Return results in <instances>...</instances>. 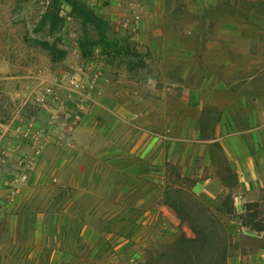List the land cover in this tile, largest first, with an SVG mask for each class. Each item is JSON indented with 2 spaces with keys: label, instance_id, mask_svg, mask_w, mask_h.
I'll return each instance as SVG.
<instances>
[{
  "label": "crops",
  "instance_id": "obj_1",
  "mask_svg": "<svg viewBox=\"0 0 264 264\" xmlns=\"http://www.w3.org/2000/svg\"><path fill=\"white\" fill-rule=\"evenodd\" d=\"M147 2L135 38L143 36L155 62L165 65L167 78L178 87L170 92L154 88L164 107L155 103L134 118L131 97L151 91H136L135 83L120 74L97 95L106 118L91 119L89 112L69 142L60 133L47 138L46 151L17 200L0 208L8 232L18 219L11 207L22 203L23 215L34 217L35 246L28 250L26 264L35 255L42 257L37 264L47 255H64L43 241L51 224L54 240L67 222L77 225V239L91 240L98 229L90 218L106 217L109 201L129 190L125 180L140 176L161 182L151 195L161 191L166 199L172 189L181 198L171 195L172 201L160 206L174 216L165 220L167 226L188 223L176 209L191 194L227 225V264H264V0H181V14L171 3L164 17L158 0ZM59 90L67 96L68 89ZM159 114L163 120L157 124ZM20 120L25 130L27 122ZM0 127L4 199L11 161L30 156L31 147L15 140L14 119ZM115 176L122 188L111 196ZM48 213L52 221L46 219Z\"/></svg>",
  "mask_w": 264,
  "mask_h": 264
},
{
  "label": "rangeland",
  "instance_id": "obj_2",
  "mask_svg": "<svg viewBox=\"0 0 264 264\" xmlns=\"http://www.w3.org/2000/svg\"><path fill=\"white\" fill-rule=\"evenodd\" d=\"M81 1L92 9L93 0ZM171 3L177 13L181 14V0H158L163 17L165 8ZM61 5L59 0H0V124L9 123L14 119L15 140L28 144L31 148L30 133L39 132L40 136L48 138L55 137V133H63L60 130L53 131L52 135L45 133L48 117L58 106L52 100L48 103L41 101L46 87H55L58 96L68 101L71 90L66 76L76 72L77 68L88 60L95 61L96 65L101 63L108 72L109 81L103 83L101 91L112 86L121 75L135 83L136 91H151L147 94L138 92L137 96L131 97L134 118H140L139 114H144L153 104H159L162 98L152 93L154 88L157 91L164 89L170 92L178 87L167 78L165 65L155 62L153 51L149 48L148 42L143 40V36L135 38L138 33L126 36L108 27L107 38L120 47L122 52L124 51L120 55H111L99 43V33L91 22H84L81 17L73 15L68 23L63 19L56 20L54 25L52 18L57 13L60 16ZM64 27L70 30L74 42L79 45L80 57L74 56L66 49L64 41L68 40L70 35L63 34ZM86 42L93 43L88 54L84 53L82 46ZM60 88L68 89L67 96H60L62 92ZM98 94L84 102L82 120L89 112L92 114L91 119L106 118L107 109L96 102ZM164 105L165 102L159 104L160 107ZM68 108L69 105H66L64 112L68 111ZM162 117L163 115L159 114L157 120L154 119L155 123L160 124ZM21 118L27 122L25 130L18 122ZM63 135L62 141L69 142V135ZM3 137L4 133L0 127V141ZM46 148L47 144L44 143L43 152ZM19 162L20 160L11 161L12 172L18 171ZM121 182L122 180L116 176L111 181L109 186L111 196L121 190L122 187L119 186ZM125 182L129 184V190L121 192L120 198L109 201L111 208L106 211L108 215L104 218L97 219L93 216L90 218L98 229L91 240L77 239L80 234L77 225H71L69 222L61 226L56 234L57 240L53 239L52 224L46 227V231L48 229L50 231L43 232L42 237L43 241L49 243L47 248L52 249L51 251L56 248L64 255H47L42 264H149L152 259L155 260L151 264H181L183 255L176 252L171 244L181 235L194 237L195 232L190 223L180 222L175 225L170 222L169 226H162V222L168 220L169 215L174 216L160 207L172 201L171 195L179 202H182L181 198L172 192V189L169 190L166 199L161 191L157 192L156 197L154 194L151 195L152 190L161 182H152L143 176L129 177ZM52 192L53 189L45 194L46 201ZM122 196L125 197L123 201ZM118 205L124 207L118 208ZM21 207L22 203L18 207H11V213L18 215V219L10 232L0 216V264H26L27 252L35 246L32 242L36 235L34 217L30 214L24 216ZM182 207L189 217L203 219L201 212L203 206L191 194L183 201ZM1 210H4L3 207ZM46 219L52 221V215L48 213ZM210 248L212 253L210 264H227L228 257L227 259L223 257L225 253L221 245H213ZM161 250L162 254L166 251L168 256L164 262L156 263V257L161 254ZM39 258L42 257L35 255L31 263L37 264Z\"/></svg>",
  "mask_w": 264,
  "mask_h": 264
},
{
  "label": "built area",
  "instance_id": "obj_3",
  "mask_svg": "<svg viewBox=\"0 0 264 264\" xmlns=\"http://www.w3.org/2000/svg\"><path fill=\"white\" fill-rule=\"evenodd\" d=\"M91 5L96 15L108 22V27L111 30L126 36L136 35L140 31L144 14L149 8L147 0H102L101 2L93 0ZM61 6L60 16L68 23L73 16L72 6L67 1H62ZM62 31L64 35H70L68 40L64 41L66 49L74 56L80 57L79 45L74 42L70 30L64 27ZM66 80L71 90L68 101L61 99L53 86L46 87L41 99L43 103L52 100L58 105L48 117L45 132L48 135H52L57 126H61L62 134L71 135L74 133L82 121L84 102H88L91 96L100 93L101 86L109 81V78L107 70L101 63L96 65L95 61L88 60L78 67L76 72L67 75ZM83 96L86 98L82 99ZM66 105H69V108L64 112ZM29 136L32 140L31 154L23 156L20 159L18 171H14L6 177L4 183L8 194L4 199H0V208L17 200L22 192V185L28 180L29 171L36 167L37 161L43 153L44 143L47 142L48 137L40 136L39 132L30 133ZM162 225L167 226L168 223L163 221Z\"/></svg>",
  "mask_w": 264,
  "mask_h": 264
},
{
  "label": "trees",
  "instance_id": "obj_4",
  "mask_svg": "<svg viewBox=\"0 0 264 264\" xmlns=\"http://www.w3.org/2000/svg\"><path fill=\"white\" fill-rule=\"evenodd\" d=\"M67 1L72 6V14L81 17L84 22H91L99 33V43L102 44L105 51L111 55H120L124 53L121 51L120 47L112 43L106 34V29L108 28V22L96 15V13L88 7L81 0H59ZM56 20L62 21L63 18L59 16V13L55 14L52 18V22L55 25ZM93 43H83V50L85 54H88V50L91 48ZM117 47V48H116ZM203 219L189 217L186 210L183 209L182 205L177 207V212L179 213L182 221H188L191 228L194 230V237H187L186 235H181L177 241L171 245L176 249V252L183 255V260L181 264H210L209 260L212 259L211 248L213 245H221L224 249L223 257L227 259L229 257V245L231 241V235L227 231V225L222 223L220 219L216 218L212 210L207 209L204 205ZM170 245V246H171ZM164 251V250H163ZM166 254L159 253L158 258L156 257V263L164 262L166 259ZM155 259H152L149 264L154 263ZM226 264V263H225Z\"/></svg>",
  "mask_w": 264,
  "mask_h": 264
}]
</instances>
